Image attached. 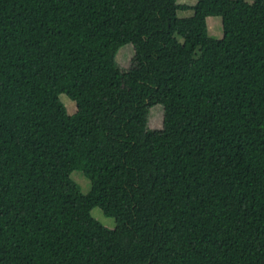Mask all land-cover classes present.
Listing matches in <instances>:
<instances>
[{
  "label": "trees",
  "instance_id": "obj_1",
  "mask_svg": "<svg viewBox=\"0 0 264 264\" xmlns=\"http://www.w3.org/2000/svg\"><path fill=\"white\" fill-rule=\"evenodd\" d=\"M0 264H264V0H0Z\"/></svg>",
  "mask_w": 264,
  "mask_h": 264
},
{
  "label": "rangeland",
  "instance_id": "obj_2",
  "mask_svg": "<svg viewBox=\"0 0 264 264\" xmlns=\"http://www.w3.org/2000/svg\"><path fill=\"white\" fill-rule=\"evenodd\" d=\"M199 0H178L181 4H187L188 6H194ZM255 0H246V2L253 3ZM193 15L192 10L179 11V18H188ZM222 18L221 17H210L208 19V36L220 39L222 38ZM134 56L133 48L131 46H126L118 50L115 61L118 63L119 67L122 70H125L129 67L130 61ZM60 100L63 102L68 113L72 114L76 111V105L73 100H71L65 94L59 95ZM162 121H164V109L161 106L157 105L150 109L148 116V129L151 131H159L162 129ZM71 179L80 186L84 194H88L91 190V183L89 179L80 171H74L70 175ZM92 215L100 223H103L109 228H114L116 226L115 218L106 217L102 210L95 209L92 212Z\"/></svg>",
  "mask_w": 264,
  "mask_h": 264
}]
</instances>
